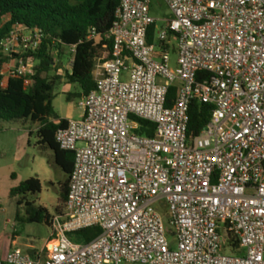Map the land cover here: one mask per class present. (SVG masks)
Returning a JSON list of instances; mask_svg holds the SVG:
<instances>
[{
  "label": "built area",
  "instance_id": "obj_1",
  "mask_svg": "<svg viewBox=\"0 0 264 264\" xmlns=\"http://www.w3.org/2000/svg\"><path fill=\"white\" fill-rule=\"evenodd\" d=\"M162 1L160 28L152 0H119L113 57L95 60L82 118L56 133L74 154L65 211L34 256L14 247L0 264H264V0ZM41 41L19 28L0 41V88L32 83L25 55ZM195 101L212 116L191 139Z\"/></svg>",
  "mask_w": 264,
  "mask_h": 264
},
{
  "label": "trees",
  "instance_id": "obj_2",
  "mask_svg": "<svg viewBox=\"0 0 264 264\" xmlns=\"http://www.w3.org/2000/svg\"><path fill=\"white\" fill-rule=\"evenodd\" d=\"M119 0H0V41L15 28L26 32L39 31L42 35L40 46L30 50L25 57L36 63L32 83L25 79H9L5 89L0 88V123L9 121L30 122L38 125V144L54 154V163L65 174L66 180L60 186L58 215L63 214L67 201L69 177L74 167V154L61 150L56 142V133L67 125L55 111V82L50 73L55 67L53 55L69 48L72 53L70 71L66 80L80 88L79 98L87 96L95 89L93 76L95 60L109 61L113 57V39L110 30ZM95 30L97 37L89 39ZM155 25L150 27L148 42L153 43ZM0 54V70L5 62ZM60 80L61 78H54ZM175 95V88L169 92V101ZM68 99L71 95H68ZM188 135L196 137L207 125L212 108L192 102L189 111ZM140 128L138 134L154 135L153 123L136 119ZM14 177V175H13ZM41 182L29 178L10 190V196L18 199V205L26 208V223H45L51 226L53 216L44 207L37 206L35 200L41 192ZM101 233L99 227L84 229L76 234L79 242L88 243Z\"/></svg>",
  "mask_w": 264,
  "mask_h": 264
},
{
  "label": "rangeland",
  "instance_id": "obj_3",
  "mask_svg": "<svg viewBox=\"0 0 264 264\" xmlns=\"http://www.w3.org/2000/svg\"><path fill=\"white\" fill-rule=\"evenodd\" d=\"M152 15L158 19L159 27L166 25L170 13L162 0H152ZM72 53L63 48L61 53L53 55L55 67L50 79L55 82L53 106L63 119H77L82 111L80 98L68 93L76 89L62 85L68 84L65 74L71 66ZM172 64L177 58L171 55ZM61 78L60 80L54 78ZM38 125L24 121L0 123V259H4L10 250L13 239L21 246L32 245L39 249L51 239V228L45 223H26V208L18 205V199L10 196V190L29 179L40 180L42 188L35 200L37 206L46 208L52 216L58 215L60 184L66 180L65 174L54 163V154L48 148L38 144ZM14 175V177H13ZM36 251V249H35Z\"/></svg>",
  "mask_w": 264,
  "mask_h": 264
},
{
  "label": "crops",
  "instance_id": "obj_4",
  "mask_svg": "<svg viewBox=\"0 0 264 264\" xmlns=\"http://www.w3.org/2000/svg\"><path fill=\"white\" fill-rule=\"evenodd\" d=\"M68 71H70V68L68 69ZM64 86H67V89H70L69 87H73L74 89H76V92L75 93H68V95H71V98L73 97V96H79V94L81 93V91H80V88L78 87V86H76V85H72V84H70V83H68V84H65V85H62V87L61 88H63ZM69 86V87H68ZM83 97H81L80 98V100L82 99ZM80 108V107H79ZM82 111V110H81ZM82 116H83V111H82V113H81V115L77 118V119H80V118H82ZM70 119H72V118H69V119H66L67 121L68 120H70ZM60 186H61V184H60ZM65 211V206H64V209H63V212ZM49 212V211H48ZM49 214H51L50 212H49ZM52 215V214H51ZM50 228H51V226H49ZM14 247H18V248H21L26 254H29L30 256H34L39 250H41V249H39V248H37V247H35V246H32V245H26V246H21L19 243H18V240L17 239H13V241H12V244H11V247H10V250L11 249H13ZM35 249H36V251H35ZM9 250V251H10ZM9 253V252H8ZM7 253V254H8Z\"/></svg>",
  "mask_w": 264,
  "mask_h": 264
}]
</instances>
